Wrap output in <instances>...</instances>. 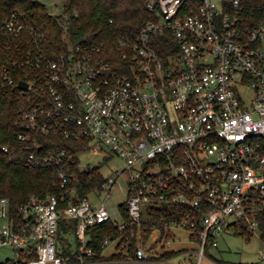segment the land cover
Listing matches in <instances>:
<instances>
[{
    "label": "built area",
    "instance_id": "built-area-1",
    "mask_svg": "<svg viewBox=\"0 0 264 264\" xmlns=\"http://www.w3.org/2000/svg\"><path fill=\"white\" fill-rule=\"evenodd\" d=\"M243 1L147 0L155 18L131 41L120 39L125 50L115 64L102 44H74L65 34L50 57L37 20L15 11L4 17L1 32L15 40L25 102L15 120L18 144L0 152L27 164L54 163L62 190L32 194L17 206L0 196V250L9 253L0 264H222L210 249L224 234L244 235V225L261 239L264 22L242 34ZM65 2L44 5L67 33L79 13ZM11 72L0 67L8 83ZM38 134L84 147L75 154L42 149ZM83 152L117 155L125 167L81 194L72 165ZM118 176L127 182L119 220L98 196H110ZM107 223L114 230L97 241L94 229ZM170 224L191 229L199 248L155 254L146 241ZM113 240L116 250L105 254Z\"/></svg>",
    "mask_w": 264,
    "mask_h": 264
},
{
    "label": "trees",
    "instance_id": "trees-1",
    "mask_svg": "<svg viewBox=\"0 0 264 264\" xmlns=\"http://www.w3.org/2000/svg\"><path fill=\"white\" fill-rule=\"evenodd\" d=\"M65 1L67 10L76 9L79 13L77 17L70 20L67 33L63 32L56 17L48 13L44 3L39 0H0V67L7 65L14 79L13 83H8L0 75V146L18 144L16 138L21 129L15 124V120L18 109L25 102V97L19 95L16 85L21 78V72L13 65V60L18 58L16 48L13 46L15 40L7 38L1 32L2 20L8 13L15 11L38 21L45 29L42 43L50 57H53L57 48L62 46L65 34L74 44L83 42L102 44L103 57L113 64L123 60L121 54L125 48L120 45V39L131 41L144 23L155 18V13L146 7L147 0ZM242 5L239 27L242 34L246 35L251 28L264 22V0H244ZM171 43L174 45V41L171 40ZM9 45L12 47L9 48ZM157 50L166 52L160 47H157ZM36 136L42 149L65 148L69 154H75L84 147L74 138L44 134ZM72 166L80 178L78 186L81 194H88L91 189L99 187L105 180L98 167L82 169L79 167L78 160ZM61 190L62 187L57 177V166L54 163L27 164L21 162L15 152H0V196L9 197L13 206L26 201L32 194H58ZM161 211L169 213L166 206H163ZM124 214H126L125 210ZM241 227L242 233L249 239L253 235L252 231L244 225ZM112 228L114 230L112 223L95 228L97 241L102 238L105 230ZM261 229V239L264 242V225ZM171 254L174 252H163L161 255ZM216 259L222 264H264Z\"/></svg>",
    "mask_w": 264,
    "mask_h": 264
},
{
    "label": "rangeland",
    "instance_id": "rangeland-1",
    "mask_svg": "<svg viewBox=\"0 0 264 264\" xmlns=\"http://www.w3.org/2000/svg\"><path fill=\"white\" fill-rule=\"evenodd\" d=\"M39 1L45 3L51 0ZM245 95L250 97L252 91L247 92ZM79 159L80 168L93 169L98 167L104 177L116 175V170L125 167L124 160L114 154H110L108 158H105L101 153L83 152L79 155ZM126 184L125 177L118 176L115 185L110 190V196L107 197V192L105 191H101L98 195L100 199L106 200V205L112 217L117 220L121 218L119 205L126 199ZM91 198L94 201L97 200L94 195ZM191 234L192 231L189 228L180 224H170L168 230L153 231L146 243L154 246L155 254H162L163 252L180 253L185 250L199 248V241L194 239ZM115 250L116 240H113L107 245L105 254H110ZM260 251L264 253V242L257 234H254L249 239L246 235L224 234L219 238L218 247L210 249V254L213 257L224 260L264 263V257ZM6 254H9L8 251L0 250V259ZM203 264L211 263H207L204 260Z\"/></svg>",
    "mask_w": 264,
    "mask_h": 264
},
{
    "label": "water",
    "instance_id": "water-1",
    "mask_svg": "<svg viewBox=\"0 0 264 264\" xmlns=\"http://www.w3.org/2000/svg\"><path fill=\"white\" fill-rule=\"evenodd\" d=\"M46 10L47 11H51L52 10V5L51 4H46ZM18 86L20 87V88H26L27 87V83L25 82V81H23V80H20L19 82H18Z\"/></svg>",
    "mask_w": 264,
    "mask_h": 264
}]
</instances>
